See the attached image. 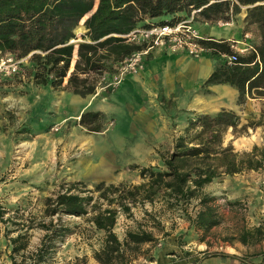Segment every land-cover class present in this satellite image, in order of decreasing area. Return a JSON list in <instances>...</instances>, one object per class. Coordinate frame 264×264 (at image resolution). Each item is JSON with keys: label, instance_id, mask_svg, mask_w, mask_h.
I'll return each mask as SVG.
<instances>
[{"label": "rangeland", "instance_id": "1", "mask_svg": "<svg viewBox=\"0 0 264 264\" xmlns=\"http://www.w3.org/2000/svg\"><path fill=\"white\" fill-rule=\"evenodd\" d=\"M247 9L241 6L236 9L231 5L229 11L216 21L204 22L195 17L196 28L203 24L216 29L214 33L221 38L214 40L232 44L239 50L238 58L251 57L261 44L262 30L247 17ZM190 15L191 12L180 13L175 17L181 20ZM84 32L81 21L75 30L77 41ZM237 50L230 48L231 53ZM153 55L147 56L148 60H153ZM204 56L213 60L214 71L228 66L223 56L211 58L210 53ZM25 58L20 74L0 82V208L5 210L4 219L15 212L23 219L38 218L43 212L45 199L64 190L62 185L80 182L87 190L94 191V187L101 183L95 178L108 172H113L117 178L122 177L121 183L140 184V168L164 170L158 152H166L172 147L173 140L189 119L204 115L188 111L177 94L165 93L162 83H147L143 77L145 63L142 68L125 71L123 61L113 65L117 74H93L96 92L79 96L64 88L67 79L57 90L49 83H34L36 64L30 55ZM209 87L204 82L192 98L203 97L202 103L213 101L208 98L211 95ZM236 104L240 108L238 114L227 112L237 116L239 125L236 131L229 129L225 133L224 146L231 144L236 152H244L250 151L254 145H263V90L249 91L240 105L237 97ZM85 112L104 115L105 125L101 133H90L79 125L80 116ZM89 159L96 167L85 169V160ZM113 159L116 161L114 167L109 164ZM94 195L98 193L94 192ZM196 196L213 199L208 205L217 213L219 226L197 233L191 222L201 208L197 199L169 210L164 200L158 197L152 204L133 208L131 216L119 211L114 232L122 240L127 230L135 229L137 224L146 225L145 220L151 221L145 217L146 211L162 221L166 231L173 230L169 238L158 237V244L150 253L152 256L154 252L169 256L168 264L184 260L192 264L201 258L200 264H263L264 171L215 179ZM63 222L70 231L56 242L44 264H98L93 252L99 249L103 232L93 230L83 218L64 217ZM151 227L149 224L146 229ZM13 229L10 223L0 222V264H11L5 232ZM243 234L248 235L246 243L241 241ZM43 235L39 228L28 232L27 250L15 255L17 264H33L29 255L34 253ZM10 236L15 237V234ZM148 247L150 245H145L143 249ZM175 249L180 252L175 253ZM215 253L227 257L213 256ZM160 262L155 263V259L149 262L140 255L133 264Z\"/></svg>", "mask_w": 264, "mask_h": 264}, {"label": "trees", "instance_id": "2", "mask_svg": "<svg viewBox=\"0 0 264 264\" xmlns=\"http://www.w3.org/2000/svg\"><path fill=\"white\" fill-rule=\"evenodd\" d=\"M234 1L0 0V54H12L19 59L30 55L36 64L34 83H49L57 90L67 79L65 89L88 96L97 89L93 74H117L113 65L140 50L122 37L135 28L147 27L155 19H159L154 22L156 24L174 22L178 20L176 14L192 11H197L195 16L204 22L216 21L229 11L231 5L236 9L248 7L247 17L262 30V41L255 55L239 57L235 64L219 67L205 81L207 86L227 85L235 89L240 105L249 91L262 89L264 92V0ZM164 16L172 17L165 20L162 19ZM81 21L85 32L79 42L75 30ZM205 45L211 49V58L231 53L226 42H205ZM238 122L237 116L227 111L214 117L195 115L175 137L171 149L158 152L164 170L140 168L142 181L138 185L106 186L101 182L94 191L87 190L80 182L62 185L64 190L45 199L38 218L23 219L15 212L4 219L5 210L0 208V222L14 226L13 230L5 232L11 264H17L15 255L27 250L28 232L34 228L41 229L44 235L29 258L33 264H44L56 242L70 231L63 222L64 217L83 218L93 230L103 232L100 247L93 252L98 264H133L140 255L153 262L150 253L158 244V237L168 238L173 230L166 231L162 221L146 211L145 217L151 221L145 220L146 225L137 224L135 229L127 230L122 240L118 239L114 227L119 211L131 216L133 208L152 204L158 197L169 210L197 199L201 208L191 220L193 226L207 231L219 225L217 213L208 205L213 199L198 197L196 193L224 176L264 171V143L244 152H236L231 144L224 146L225 133L229 129L236 131ZM79 125L90 133H100L105 125L104 115L85 112L80 116ZM149 224L152 227L146 229ZM9 233H14L15 237ZM247 237L243 234L241 241L246 243ZM145 245L150 247L143 249ZM213 256L227 257L216 253ZM201 260L192 264H200Z\"/></svg>", "mask_w": 264, "mask_h": 264}, {"label": "crops", "instance_id": "3", "mask_svg": "<svg viewBox=\"0 0 264 264\" xmlns=\"http://www.w3.org/2000/svg\"><path fill=\"white\" fill-rule=\"evenodd\" d=\"M180 14V13H179ZM175 16H178L176 14ZM172 16H164L162 19H169ZM159 19L152 20L156 22ZM203 27V29H199ZM198 31L202 37L220 39L221 37L216 35V29L209 28L207 25L198 24ZM228 39V38H226ZM153 60L148 58L145 61V69L143 77L147 80V83L156 85L157 82L162 83L163 88L166 90L167 95L177 94L180 103L183 102L188 111L197 112L200 114L215 116L221 111H232L235 114L239 113V106L236 104L238 93L235 89L226 85H211L209 91L211 95L208 98H213V101H204L202 98H192L196 96V92L200 89L203 83L209 78L215 69L213 60L207 59L203 56L200 59H191L182 54H165V53H153ZM177 92V93H175ZM101 133V132H100ZM171 149V148H170ZM107 163V161L105 160ZM111 166H116V161L110 160ZM85 169H91L96 167L92 160H85ZM122 177H115L113 172L101 174L95 178V181L105 182L109 184L121 183ZM220 225V224H219ZM217 225V226H219ZM215 226V227H217ZM212 227L209 230L214 229ZM193 229V226H190ZM207 230V231H209ZM197 233L207 232L204 230H195ZM189 232V230H188ZM172 236V235H171ZM169 238V237H168ZM175 253L180 252L179 249L174 250ZM159 254V255H158ZM163 253H153V258L156 261L163 260L160 264L169 262L167 259L169 256H163ZM159 259V260H158ZM177 264H187L186 260Z\"/></svg>", "mask_w": 264, "mask_h": 264}, {"label": "built area", "instance_id": "4", "mask_svg": "<svg viewBox=\"0 0 264 264\" xmlns=\"http://www.w3.org/2000/svg\"><path fill=\"white\" fill-rule=\"evenodd\" d=\"M230 1L235 2L234 0ZM196 13L197 11H192L190 16L174 22L151 23L147 27H137L129 34L122 36L128 43L140 48L124 60L122 69L129 71L138 67L142 68L147 56L153 53L182 54L192 59H199L205 54L211 53V49L205 45V42L222 43V41L201 36L196 28ZM229 47L237 50L232 44ZM238 52L239 50L228 55L223 53L219 55L226 59L228 66H231L237 62ZM25 59H19L12 54L1 56L0 82L12 79L20 74V67Z\"/></svg>", "mask_w": 264, "mask_h": 264}, {"label": "water", "instance_id": "5", "mask_svg": "<svg viewBox=\"0 0 264 264\" xmlns=\"http://www.w3.org/2000/svg\"><path fill=\"white\" fill-rule=\"evenodd\" d=\"M86 18H88V17H86ZM84 21V20H83ZM74 41H72L71 43H73ZM79 42H81L80 40H79Z\"/></svg>", "mask_w": 264, "mask_h": 264}]
</instances>
